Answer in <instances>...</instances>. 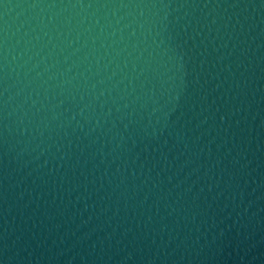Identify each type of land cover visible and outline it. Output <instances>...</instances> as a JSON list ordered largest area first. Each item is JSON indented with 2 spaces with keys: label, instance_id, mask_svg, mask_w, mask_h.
Masks as SVG:
<instances>
[{
  "label": "water",
  "instance_id": "obj_1",
  "mask_svg": "<svg viewBox=\"0 0 264 264\" xmlns=\"http://www.w3.org/2000/svg\"><path fill=\"white\" fill-rule=\"evenodd\" d=\"M0 264H264V0H0Z\"/></svg>",
  "mask_w": 264,
  "mask_h": 264
}]
</instances>
